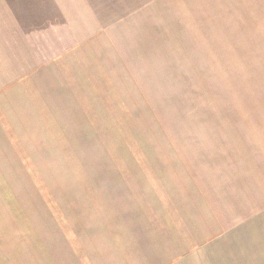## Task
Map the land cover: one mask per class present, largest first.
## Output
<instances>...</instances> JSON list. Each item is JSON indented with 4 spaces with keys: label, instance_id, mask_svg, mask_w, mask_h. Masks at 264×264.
I'll list each match as a JSON object with an SVG mask.
<instances>
[{
    "label": "rangeland",
    "instance_id": "obj_1",
    "mask_svg": "<svg viewBox=\"0 0 264 264\" xmlns=\"http://www.w3.org/2000/svg\"><path fill=\"white\" fill-rule=\"evenodd\" d=\"M4 1L40 64L0 94V264H264V0L140 1L126 81L65 0Z\"/></svg>",
    "mask_w": 264,
    "mask_h": 264
},
{
    "label": "crops",
    "instance_id": "obj_2",
    "mask_svg": "<svg viewBox=\"0 0 264 264\" xmlns=\"http://www.w3.org/2000/svg\"><path fill=\"white\" fill-rule=\"evenodd\" d=\"M65 1L72 8L71 15H66L65 18L70 26L69 31H72L75 37V47L73 49H75L77 54L81 50L96 52L97 55L103 57L106 66L109 67L110 74L113 76L115 74V63L121 70L122 78L124 77L123 81H126V50L132 49L126 48V19H129L136 11H139V2L142 0ZM148 1L145 0V2ZM152 2L150 0V3ZM11 10L4 0H0V94L6 90H13L15 84L34 72L36 67H38L39 61L38 52L30 40V36L20 25L18 19L14 17ZM131 28L132 25H128V31ZM141 28L143 29L144 27L142 26ZM157 33L161 34L160 31L154 32V34ZM143 36L146 35L143 34L135 45H150L145 50L154 51L155 49L149 43L150 39H142ZM140 49L142 48L136 46L133 48V50ZM119 59L122 60L121 65L118 63ZM232 208L234 211L237 209L240 211L264 210V202L258 204V206L254 204L251 206H232ZM233 221H224V224L218 223V225L224 227L225 223L231 224L234 223ZM133 233L139 236L142 235L139 231ZM153 234L155 236L156 230H154ZM193 248H186L184 250L183 253H187L186 257L183 258L184 261L189 262L190 258L200 253L198 252L200 251L198 248ZM16 252L20 255V260L28 259V255L34 258L36 261H31L32 264H41L39 262L43 260L51 261V258L58 257V255L67 256L64 254H69V252H61L60 250L54 254L45 250ZM14 257L16 258V256ZM84 257L86 258L84 264L90 263L91 255H85ZM178 259L177 263L182 260L181 258H176L174 261ZM213 262L217 264V260ZM74 263L81 264L79 261H75ZM24 264H29V262ZM65 264L67 263L65 262Z\"/></svg>",
    "mask_w": 264,
    "mask_h": 264
}]
</instances>
